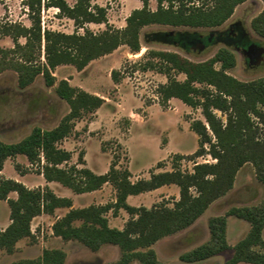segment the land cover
I'll return each instance as SVG.
<instances>
[{"label": "trees", "instance_id": "1", "mask_svg": "<svg viewBox=\"0 0 264 264\" xmlns=\"http://www.w3.org/2000/svg\"><path fill=\"white\" fill-rule=\"evenodd\" d=\"M245 1L157 0V8L153 10L149 0H142L143 6L129 14L124 27L117 28L108 23L107 7L91 0H75L74 4L67 0H25L30 25L0 20V37L9 36L13 41L12 47L0 46V73L15 70L20 88L28 87L42 75L46 85L55 86L57 95L70 106L69 112L52 128L36 125L19 141L0 139V200L7 201L11 219L6 228H0V249L13 253L20 239L34 238L32 221L36 216L53 214L57 208L66 207L68 211L52 225L53 233L63 240L79 241L92 250L106 243L117 245L120 257L107 264H131L135 260L140 264H166L152 246L190 227L215 200L233 188L242 166L252 163L264 185V135L259 138L260 124L264 129V77L245 81L230 74L228 70L236 66V56L228 47L218 49L204 61H193L176 51L151 50L149 59L140 63L144 70L156 69L168 76V81L159 86L161 104L178 98L193 108H201L205 118L190 120V129L198 135V148L188 155L175 153L171 170H151L149 177L133 181L132 171L128 166H119V156L114 153L108 170L100 174L87 166L83 150L77 163L69 164L72 151L61 146L74 132L76 121L88 112H95L105 98L72 85L68 78L57 80L54 75L57 66L70 64L83 70L92 60L112 53L121 45L136 53L141 49V30L150 24L219 26ZM50 7L58 8L61 16L74 21V32L42 26V10ZM88 23H105L106 28L95 32ZM251 27L264 37V8L252 19ZM80 28L84 31L79 32ZM199 36L197 31L184 30L154 33L150 39L184 42L189 48L187 39L197 40ZM21 38L25 41L21 42ZM123 72L113 69L112 79L119 82ZM174 72L184 73L186 78L179 80L173 76ZM216 111L225 115V121ZM207 154L215 161H194L192 170L181 168L183 159L194 160ZM17 155H25L29 161L24 167L15 163L20 174L34 168L46 181L60 182L75 193L91 192L110 183L116 198L104 204L74 207L72 198L57 195L48 185L31 188L22 181L5 177L1 173L5 161ZM171 184L179 187V198L172 205L159 202L151 207L135 206L127 200L129 195ZM11 192H16L17 197H10ZM121 209L127 211L129 219L123 228L111 226L107 214L117 215ZM231 215L250 224L248 233L233 246L227 237ZM209 230L210 238L182 253L181 260L203 261L233 249L232 257L224 264L241 261L264 264V201L232 206L226 214L211 217ZM66 257L63 249H44L37 259H21L11 264H65Z\"/></svg>", "mask_w": 264, "mask_h": 264}, {"label": "rangeland", "instance_id": "2", "mask_svg": "<svg viewBox=\"0 0 264 264\" xmlns=\"http://www.w3.org/2000/svg\"><path fill=\"white\" fill-rule=\"evenodd\" d=\"M25 0H0V20L21 22L30 25ZM74 4L75 0H67ZM93 4L107 7L108 23L122 28L126 18L136 8L143 6L142 0H91ZM199 3V1L197 2ZM149 6L155 10L157 0H149ZM264 8L263 0H246L235 7L233 14L221 25L215 27H185L164 24H150L141 30V49L133 52L127 45H121L114 52L92 60L83 70L74 65H59L54 70L57 80L68 78L70 83L91 93L105 98L103 105L95 112L86 113L76 121L74 132L61 142V146L72 151L69 164L77 163L80 151H84L86 164L96 173H105L113 154L119 156V166H128L132 171V180L150 175L151 170H171L172 156L175 153L192 154L198 148V135L190 129V120L203 119L201 108H193L178 98H171L166 105L160 103L159 86L168 81V76L156 69L144 70L140 63L149 59L151 50L176 51L193 61H204L222 48H230L236 56V66L228 72L241 80H254L264 77V64L250 67L244 56L234 47L214 39L202 51H195L170 43L152 40L150 37L159 32L197 31L199 35H214L218 30L228 29L230 23L242 21L251 40L264 47V37L251 27L252 19ZM90 29L99 32L106 28L105 23H88ZM42 26L50 29L72 33L76 29L74 21L59 14L56 7L42 10ZM82 28L79 32H83ZM21 42L25 39L21 38ZM0 46L12 47L9 36L0 37ZM42 59L44 56L42 54ZM220 65L217 64V67ZM113 69H123L119 82L111 77ZM179 80H184V73L174 72ZM70 110L65 99L59 97L55 86H48L42 75L26 88L18 85V74L13 69L0 73V139L16 142L29 134L36 125L42 128L56 126ZM225 121V115L216 111ZM258 122V119H255ZM94 122V123H93ZM92 125L90 129L89 126ZM78 127V128H77ZM259 138L264 135L260 124ZM79 129V130H77ZM121 143V147L117 146ZM104 147V149L102 148ZM194 161L213 162L210 155L196 157L194 160L183 159L181 168L192 170ZM18 162L22 167L29 165L25 155H17L5 161L1 173L5 177L24 182L29 187L48 185L57 195L72 198L74 207L90 204H104L114 201L115 188L104 184L100 189L75 193L57 181H46L42 174L32 169L20 174L15 169ZM161 162L162 166L157 164ZM81 166V165H80ZM10 197H17L11 192ZM179 198V187L175 184L165 185L154 192L133 194L128 201L135 205L151 207L155 203L165 202L172 205ZM264 201V185L256 175L252 163H246L237 173L233 188L224 196L215 200L207 210L188 228L166 236L152 247L160 260L166 264H224L234 253L226 250L213 256L211 262H184L180 255L210 238L209 219L224 215L232 206L260 204ZM68 211L60 207L53 214H41L32 221L34 238L24 237L17 242L13 253L0 249V264H11L21 259H37L44 249L60 248L67 253L65 264H107L120 257V248L111 243L103 244L98 250H92L76 240L65 241L53 233L52 225L58 217ZM111 226L123 228L130 215L121 209L117 215L108 214ZM11 222L10 208L6 200H0V228ZM250 224L244 219L228 216L227 237L233 246L249 231ZM264 234V233H263ZM45 264V263H43ZM131 264H140L135 260ZM237 264H253L241 261Z\"/></svg>", "mask_w": 264, "mask_h": 264}, {"label": "flooded vegetation", "instance_id": "3", "mask_svg": "<svg viewBox=\"0 0 264 264\" xmlns=\"http://www.w3.org/2000/svg\"><path fill=\"white\" fill-rule=\"evenodd\" d=\"M214 39L231 44L236 51L244 56L247 64L250 67L257 66L253 63L254 58L251 53V45L255 42H253L249 37V33L242 21L230 23L228 29H223L221 31L218 30L214 35H200L197 40L203 41V43L206 45L205 47H207ZM197 40L187 39V43L189 44L188 49H192ZM179 45L187 48L184 46V42Z\"/></svg>", "mask_w": 264, "mask_h": 264}, {"label": "water", "instance_id": "4", "mask_svg": "<svg viewBox=\"0 0 264 264\" xmlns=\"http://www.w3.org/2000/svg\"><path fill=\"white\" fill-rule=\"evenodd\" d=\"M170 34L173 32H169ZM179 44V43H178ZM205 43L201 40H197L193 45L192 49L195 51H202L205 48ZM251 53L253 55L255 65L264 64V47L258 45L257 43H253L251 45Z\"/></svg>", "mask_w": 264, "mask_h": 264}, {"label": "crops", "instance_id": "5", "mask_svg": "<svg viewBox=\"0 0 264 264\" xmlns=\"http://www.w3.org/2000/svg\"><path fill=\"white\" fill-rule=\"evenodd\" d=\"M117 49H118V48H117ZM117 49H116V50H117ZM114 51H115V50H114ZM114 51H113V52H114ZM93 123H94V122H93ZM189 125H190V124H189ZM77 128H78V127H77ZM89 128L91 129V128H92V125H90ZM77 130H79V129H77ZM149 176H150V175L146 176L145 178H147V177H149ZM43 177H44V176H43ZM8 178H9V177H8ZM16 180H17V179H16ZM45 180H46V179H45ZM19 181H20V180H19ZM23 183H24V182H23ZM28 187H29V186H28ZM38 187H39V186H38ZM31 188H35V187H31ZM160 188H162V187H160ZM160 188H157V189L152 190V191H147V192H154V191H156V190H158V189H160ZM130 196H131V195L128 196L127 200L129 199ZM15 198H16V197H15ZM128 202H129V201H128ZM129 203H130V202H129ZM130 204H131V203H130ZM132 205H133V204H132ZM123 210H124V209H123ZM39 216H40V215H39ZM58 218H59V217H58ZM7 226H8V225H7ZM7 226H6V227H7ZM6 227H5V228H6ZM2 229H3V228H2ZM212 260H213V256L210 257V258H208V259H206L205 261L211 262Z\"/></svg>", "mask_w": 264, "mask_h": 264}]
</instances>
